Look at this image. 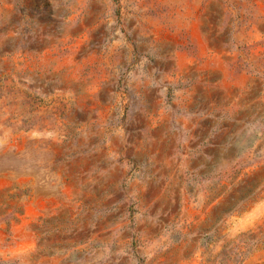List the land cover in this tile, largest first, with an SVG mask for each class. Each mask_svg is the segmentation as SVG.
<instances>
[{
    "label": "rangeland",
    "instance_id": "obj_1",
    "mask_svg": "<svg viewBox=\"0 0 264 264\" xmlns=\"http://www.w3.org/2000/svg\"><path fill=\"white\" fill-rule=\"evenodd\" d=\"M0 264H264V0H0Z\"/></svg>",
    "mask_w": 264,
    "mask_h": 264
}]
</instances>
